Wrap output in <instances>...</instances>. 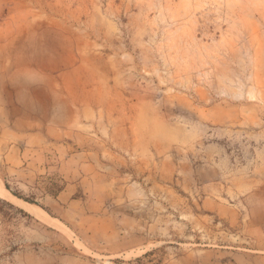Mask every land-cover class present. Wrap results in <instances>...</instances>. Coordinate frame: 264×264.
I'll use <instances>...</instances> for the list:
<instances>
[{"label":"rangeland","instance_id":"rangeland-1","mask_svg":"<svg viewBox=\"0 0 264 264\" xmlns=\"http://www.w3.org/2000/svg\"><path fill=\"white\" fill-rule=\"evenodd\" d=\"M28 67L86 167L0 164V264H264L202 206L264 157V0H0V91Z\"/></svg>","mask_w":264,"mask_h":264},{"label":"crops","instance_id":"crops-1","mask_svg":"<svg viewBox=\"0 0 264 264\" xmlns=\"http://www.w3.org/2000/svg\"><path fill=\"white\" fill-rule=\"evenodd\" d=\"M52 79L53 76L30 67L13 71L4 79L6 89L0 91V164L3 173L9 176L25 178L47 173L55 165L59 170L65 165L77 171L86 167L76 165L78 155L72 151L74 144L68 139L74 131L63 127L55 103L42 99L43 94L52 96L55 90L52 85L39 84L38 80ZM254 167L239 184L226 187L232 196L224 201L221 200L224 189L216 183L210 184L212 197L204 199L202 206L228 226L237 225L241 230L255 233L245 237L260 244L256 251L264 252V193L258 194L256 189L260 188L255 186L264 179V157L256 159Z\"/></svg>","mask_w":264,"mask_h":264},{"label":"bare ground","instance_id":"bare-ground-1","mask_svg":"<svg viewBox=\"0 0 264 264\" xmlns=\"http://www.w3.org/2000/svg\"><path fill=\"white\" fill-rule=\"evenodd\" d=\"M2 190L0 189V192H1ZM33 210H35L34 208H33Z\"/></svg>","mask_w":264,"mask_h":264}]
</instances>
